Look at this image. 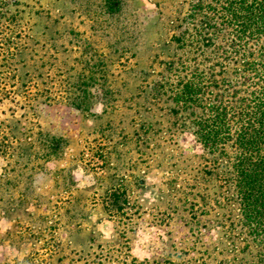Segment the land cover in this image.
<instances>
[{
    "label": "rangeland",
    "instance_id": "obj_1",
    "mask_svg": "<svg viewBox=\"0 0 264 264\" xmlns=\"http://www.w3.org/2000/svg\"><path fill=\"white\" fill-rule=\"evenodd\" d=\"M189 1L0 3V264H232L173 239L203 164L160 94Z\"/></svg>",
    "mask_w": 264,
    "mask_h": 264
},
{
    "label": "trees",
    "instance_id": "obj_2",
    "mask_svg": "<svg viewBox=\"0 0 264 264\" xmlns=\"http://www.w3.org/2000/svg\"><path fill=\"white\" fill-rule=\"evenodd\" d=\"M185 23L165 69L175 81L166 77L160 94L203 164L178 199L173 239L203 251L221 240L232 264H264V0H191Z\"/></svg>",
    "mask_w": 264,
    "mask_h": 264
}]
</instances>
